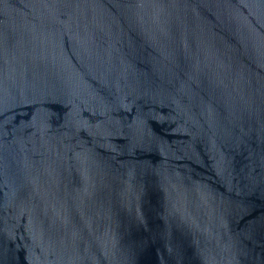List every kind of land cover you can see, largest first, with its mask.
Here are the masks:
<instances>
[{"label":"water","instance_id":"1","mask_svg":"<svg viewBox=\"0 0 264 264\" xmlns=\"http://www.w3.org/2000/svg\"><path fill=\"white\" fill-rule=\"evenodd\" d=\"M0 264H264V0H0Z\"/></svg>","mask_w":264,"mask_h":264}]
</instances>
